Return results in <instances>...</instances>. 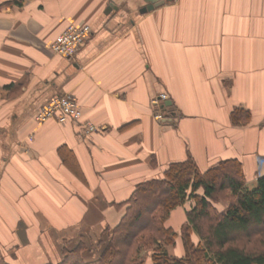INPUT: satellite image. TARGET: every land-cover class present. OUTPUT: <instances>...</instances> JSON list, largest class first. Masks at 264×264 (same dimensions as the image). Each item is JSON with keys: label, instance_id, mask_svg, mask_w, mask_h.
Listing matches in <instances>:
<instances>
[{"label": "crops", "instance_id": "1", "mask_svg": "<svg viewBox=\"0 0 264 264\" xmlns=\"http://www.w3.org/2000/svg\"><path fill=\"white\" fill-rule=\"evenodd\" d=\"M145 4L0 0V264H59L63 248L91 249L136 186L171 164L192 158L206 172L237 160L248 188L264 175V0H171L142 14ZM78 23L88 40L74 58L56 55L51 44ZM160 94L171 102L163 121ZM58 96L76 98L97 130L37 123ZM192 205L167 226L180 232ZM169 251L185 254L180 236Z\"/></svg>", "mask_w": 264, "mask_h": 264}, {"label": "trees", "instance_id": "2", "mask_svg": "<svg viewBox=\"0 0 264 264\" xmlns=\"http://www.w3.org/2000/svg\"><path fill=\"white\" fill-rule=\"evenodd\" d=\"M240 113H232L234 123ZM187 201L193 205L177 232L167 220ZM121 207L126 212L115 227H106L91 249L84 243L63 248L59 264H264V175L248 188L237 160L206 172L192 158L171 164L162 179L138 184ZM179 236L181 257L169 251ZM85 251L97 252L93 262L84 259Z\"/></svg>", "mask_w": 264, "mask_h": 264}, {"label": "built area", "instance_id": "3", "mask_svg": "<svg viewBox=\"0 0 264 264\" xmlns=\"http://www.w3.org/2000/svg\"><path fill=\"white\" fill-rule=\"evenodd\" d=\"M92 31L89 25L85 23L71 24L60 35L56 37L51 44L50 49L58 56L63 58H74L81 45L90 37ZM168 100L167 94L153 99L152 104L155 108V118L163 121V109L165 102ZM82 111L76 98L71 96H58L52 98L48 103L43 105L36 113L35 120L42 124L49 120H56L59 123L74 122L80 123L83 132L86 135L94 133L97 128L91 122L81 123ZM258 174H261L264 166V157H259Z\"/></svg>", "mask_w": 264, "mask_h": 264}, {"label": "water", "instance_id": "4", "mask_svg": "<svg viewBox=\"0 0 264 264\" xmlns=\"http://www.w3.org/2000/svg\"><path fill=\"white\" fill-rule=\"evenodd\" d=\"M171 0H144L145 6L140 10V13L145 14L147 12L153 11L156 8L170 2ZM171 102H167L165 105H169Z\"/></svg>", "mask_w": 264, "mask_h": 264}, {"label": "rangeland", "instance_id": "5", "mask_svg": "<svg viewBox=\"0 0 264 264\" xmlns=\"http://www.w3.org/2000/svg\"><path fill=\"white\" fill-rule=\"evenodd\" d=\"M222 207L220 206V209H221Z\"/></svg>", "mask_w": 264, "mask_h": 264}]
</instances>
